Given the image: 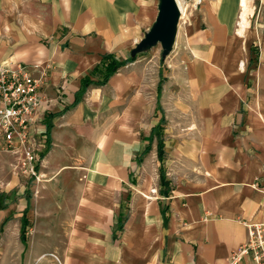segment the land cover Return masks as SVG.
Instances as JSON below:
<instances>
[{
  "label": "crops",
  "instance_id": "obj_1",
  "mask_svg": "<svg viewBox=\"0 0 264 264\" xmlns=\"http://www.w3.org/2000/svg\"><path fill=\"white\" fill-rule=\"evenodd\" d=\"M195 2L158 93L141 54L96 83L158 0H0V65L38 64L50 101L29 192L10 197L0 152V264H230L247 242L264 212V0Z\"/></svg>",
  "mask_w": 264,
  "mask_h": 264
},
{
  "label": "built area",
  "instance_id": "obj_2",
  "mask_svg": "<svg viewBox=\"0 0 264 264\" xmlns=\"http://www.w3.org/2000/svg\"><path fill=\"white\" fill-rule=\"evenodd\" d=\"M198 3L200 0H196ZM37 70H42L38 64L0 65V152L14 157L16 172L36 179L46 142L39 125L44 110L50 107L42 90L43 81L35 76ZM246 226L248 240L231 254L229 262L236 264L243 256H250L255 264H264V212L259 221Z\"/></svg>",
  "mask_w": 264,
  "mask_h": 264
},
{
  "label": "water",
  "instance_id": "obj_3",
  "mask_svg": "<svg viewBox=\"0 0 264 264\" xmlns=\"http://www.w3.org/2000/svg\"><path fill=\"white\" fill-rule=\"evenodd\" d=\"M157 15L141 40L131 49L132 56L146 51L157 44L165 58L172 50L180 21V9L176 0H158Z\"/></svg>",
  "mask_w": 264,
  "mask_h": 264
},
{
  "label": "rangeland",
  "instance_id": "obj_4",
  "mask_svg": "<svg viewBox=\"0 0 264 264\" xmlns=\"http://www.w3.org/2000/svg\"><path fill=\"white\" fill-rule=\"evenodd\" d=\"M183 1H184V3H186V6H185L186 10L184 11L183 14H181V16H182L180 19L181 27L183 26L182 22L188 20V16L190 15L189 13L191 11V8H190L191 0H183ZM161 51L162 50H161L160 44H157L154 47H152L146 51L138 53L141 55H145L146 58H150V59L154 58L152 60L156 63L155 64L156 67H157V65H159L158 68L160 69V72H161V76H160L161 78L159 80L158 85H160V87H161L160 90L162 89V84L164 83V80L166 78L165 76H163V74L165 73V71L167 69L165 59L168 56L167 55L165 58H163L161 56ZM48 109H50V107ZM9 155H7L9 157V159H8V164L6 166V177H7V179H6V183H4V186L9 191L10 197L14 198L16 195V192L18 190L23 191V194L26 191L29 192L30 187H32L34 184H36V181H38V180L36 178L27 177L24 174L15 172L16 169L14 167L15 166L14 160H13L12 156L11 155L9 156ZM38 174H39V171H38ZM39 176H40V174H39Z\"/></svg>",
  "mask_w": 264,
  "mask_h": 264
},
{
  "label": "trees",
  "instance_id": "obj_5",
  "mask_svg": "<svg viewBox=\"0 0 264 264\" xmlns=\"http://www.w3.org/2000/svg\"><path fill=\"white\" fill-rule=\"evenodd\" d=\"M134 58H135V56L130 55L127 59L117 60L110 54L103 55L102 60H103L104 66H105V70L103 72L102 78L99 81H97L96 83L97 84H105L107 82V80L109 79V77L111 75H113L120 66L124 65L129 60H133ZM90 83H92V81L89 80V79L87 81H83V86L84 87H83V89L79 90V96L81 94H83V92L85 91V88ZM160 88H161L160 85H158V93H160ZM77 97H78V95H77ZM78 100H79V97L75 99V103H77ZM161 123H162V121H161ZM50 126H51L50 123H48L47 124L48 129L50 128ZM159 127H160V124H159ZM157 142H158L157 143V156H158V160L162 162V159H163V156H164L163 139L159 138ZM160 181H161V184L163 186L160 191L163 194H167L169 192V188H168V185H167V180H166L165 172L163 170V166L162 165L160 167ZM29 197L30 196L27 195L28 203H29ZM27 209H28V204H27V207L25 209V213L23 214V218H22V232H21L22 240H25V229H26V225H27V220H26L25 214H26V210Z\"/></svg>",
  "mask_w": 264,
  "mask_h": 264
},
{
  "label": "bare ground",
  "instance_id": "obj_6",
  "mask_svg": "<svg viewBox=\"0 0 264 264\" xmlns=\"http://www.w3.org/2000/svg\"><path fill=\"white\" fill-rule=\"evenodd\" d=\"M176 1H177V4H178V7L180 9L181 14H183L184 11L186 10V7H185L186 3H184L183 0H176Z\"/></svg>",
  "mask_w": 264,
  "mask_h": 264
}]
</instances>
